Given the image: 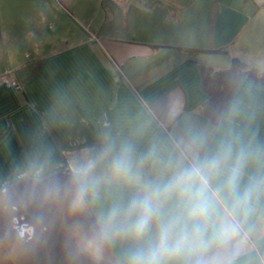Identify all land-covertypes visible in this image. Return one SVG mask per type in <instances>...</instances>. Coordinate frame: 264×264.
Returning <instances> with one entry per match:
<instances>
[{
    "label": "crops",
    "instance_id": "1",
    "mask_svg": "<svg viewBox=\"0 0 264 264\" xmlns=\"http://www.w3.org/2000/svg\"><path fill=\"white\" fill-rule=\"evenodd\" d=\"M244 93L264 104V0H0V187L117 115L147 109L180 130ZM41 211L0 205V264H88L60 213Z\"/></svg>",
    "mask_w": 264,
    "mask_h": 264
},
{
    "label": "clouds",
    "instance_id": "2",
    "mask_svg": "<svg viewBox=\"0 0 264 264\" xmlns=\"http://www.w3.org/2000/svg\"><path fill=\"white\" fill-rule=\"evenodd\" d=\"M179 123L141 109L64 160L38 150L0 205L59 212L88 264H264V104L244 93Z\"/></svg>",
    "mask_w": 264,
    "mask_h": 264
},
{
    "label": "rangeland",
    "instance_id": "3",
    "mask_svg": "<svg viewBox=\"0 0 264 264\" xmlns=\"http://www.w3.org/2000/svg\"><path fill=\"white\" fill-rule=\"evenodd\" d=\"M31 51H35V48L33 47V50H32V48L30 46L25 47L24 56H25V53L29 54V53H31Z\"/></svg>",
    "mask_w": 264,
    "mask_h": 264
}]
</instances>
